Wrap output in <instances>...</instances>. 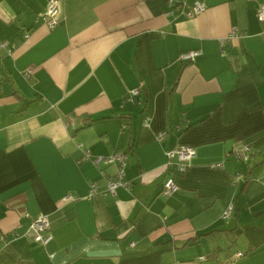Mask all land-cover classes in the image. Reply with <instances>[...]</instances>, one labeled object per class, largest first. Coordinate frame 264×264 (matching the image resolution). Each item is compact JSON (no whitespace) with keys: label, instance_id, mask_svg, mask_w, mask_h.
<instances>
[{"label":"crops","instance_id":"1","mask_svg":"<svg viewBox=\"0 0 264 264\" xmlns=\"http://www.w3.org/2000/svg\"><path fill=\"white\" fill-rule=\"evenodd\" d=\"M194 1L0 0V264H264V0Z\"/></svg>","mask_w":264,"mask_h":264},{"label":"built area","instance_id":"2","mask_svg":"<svg viewBox=\"0 0 264 264\" xmlns=\"http://www.w3.org/2000/svg\"><path fill=\"white\" fill-rule=\"evenodd\" d=\"M206 9L205 3L203 1L197 0L194 1L193 4L190 6L188 12L186 13L187 16L192 17L198 14H201ZM58 14H59V0H48V5L43 14V22L44 25L48 29L55 28L58 23ZM256 17L259 22L264 21V5L259 6L256 12ZM241 36L237 30L233 29L228 38H233ZM8 43L6 41H0V50L4 48ZM199 53L198 52H187L182 55V59L184 60H192L194 59ZM31 69L27 70L25 73L30 74ZM141 94V89L139 87L133 88L127 92V95L124 99L125 102L135 103V98ZM125 127V125H123ZM164 135V132H160L158 137L161 138ZM195 151L193 148L187 146H179L176 147L169 152H167V167L173 170V175L168 177L163 184L162 193L165 196H169L176 191H178L179 186L175 181V176L184 173L188 164L190 163L191 159L194 157ZM91 156L88 150L85 151L84 159H89ZM102 161L104 164H116L117 170L115 173L114 178H110L107 180L106 183V193L115 194L116 189L123 187L126 188L129 186V182L124 180V168L128 162V155L125 151H115L112 154L105 156L103 158H96L94 159V163H99ZM97 190V187L93 184L90 187V194L94 193ZM70 196H67L66 199H69ZM232 213V205H229L225 208L222 218L228 219L230 218ZM35 241L41 242L43 244L48 243L51 240V235L49 233V222L46 216L40 215L35 218L30 228L27 232ZM242 253L238 252V256H241ZM204 257H200L203 259Z\"/></svg>","mask_w":264,"mask_h":264},{"label":"trees","instance_id":"3","mask_svg":"<svg viewBox=\"0 0 264 264\" xmlns=\"http://www.w3.org/2000/svg\"><path fill=\"white\" fill-rule=\"evenodd\" d=\"M126 127V126H125ZM127 153V152H126ZM242 253V252H241Z\"/></svg>","mask_w":264,"mask_h":264}]
</instances>
